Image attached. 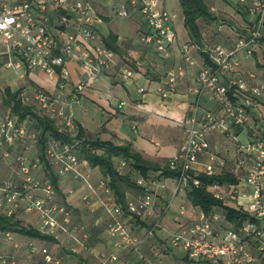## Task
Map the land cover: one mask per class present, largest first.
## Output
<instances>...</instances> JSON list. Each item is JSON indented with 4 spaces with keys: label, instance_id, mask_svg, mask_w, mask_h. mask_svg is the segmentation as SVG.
<instances>
[{
    "label": "built area",
    "instance_id": "2783aa9c",
    "mask_svg": "<svg viewBox=\"0 0 264 264\" xmlns=\"http://www.w3.org/2000/svg\"><path fill=\"white\" fill-rule=\"evenodd\" d=\"M209 2L216 0H208ZM236 6L253 20V26L239 37L233 49L224 44L202 48L193 43L179 47L184 64L166 74L165 85L156 90L166 98L175 88L179 76L185 75L187 66L194 64L192 48L205 53L209 58L196 76L197 98L193 115L181 122V139L178 153L169 159V166L177 172L175 177L182 190L204 187L223 205L239 204L247 198V206L237 205L238 211L248 214L236 227L227 217L224 209L214 208L206 213L201 208L196 212L194 222L182 226L171 239V247L181 249L189 264H261L264 263V81L249 83L238 70L241 65L239 52L253 56L257 47L264 54V0H233ZM211 11L218 14V7L211 4ZM119 16L129 17L139 12L147 25L141 38L153 44L162 59L171 57L170 47L178 42L176 15L163 0H124L117 7ZM104 19L90 0H0V60L15 71L40 68L49 76H56L60 88L69 81L68 60H75L84 69L87 79L77 85L72 97L79 100L82 92L98 83L101 76L111 68L119 67L123 78L129 79L135 71L130 63L120 60L118 54L106 45L100 30ZM236 30L235 28L233 31ZM140 92L149 90L141 86ZM203 95L215 101L218 111L200 112ZM18 99L25 105L38 108L43 114L54 118L56 123L73 136L79 133L71 99L51 95L42 87L28 94L20 91ZM31 119L20 121L15 114L0 115V168L9 166L12 176L0 179V214L9 217L39 213V231L55 241L70 240V253L80 256L91 247L84 234L85 228L73 224L74 210L59 196L41 156L44 155L59 178L74 174L88 190L84 195L87 210L97 214L99 207L106 210L108 219L96 218L94 224L105 225L115 241V249L107 255H94L79 264H116L119 253L135 251L140 253L143 244L153 238L155 226L146 229L142 235L133 232V224L144 219L153 209L156 193L155 180L149 175L137 174L135 180L143 187L141 194L129 199L126 208L118 202L109 188V181L101 179L100 195L92 183L90 174L84 171L89 166L86 159L77 153L79 140L63 143L48 136L46 146L41 150L39 133L31 126ZM227 134L234 142L232 168H226V160L210 143V133ZM247 135L243 142L241 136ZM40 147L36 157L30 155ZM206 154L207 163H201L200 156ZM119 169L125 171L128 162L121 160ZM204 174L212 178L229 174L234 181L212 180L204 184L199 177ZM74 191L70 190V193ZM97 198V200H96ZM15 232L0 230V264H66L52 254L38 259V248L30 244L28 252L21 253L23 244ZM8 247L13 249L8 252ZM43 262V263H42Z\"/></svg>",
    "mask_w": 264,
    "mask_h": 264
},
{
    "label": "crops",
    "instance_id": "0c3cea01",
    "mask_svg": "<svg viewBox=\"0 0 264 264\" xmlns=\"http://www.w3.org/2000/svg\"><path fill=\"white\" fill-rule=\"evenodd\" d=\"M104 19L100 33L102 38L115 47L121 62L126 61L133 67L135 74L129 79L122 77L119 67L111 68L105 72L98 83L87 87L80 95L79 100H74L72 95L81 80L87 79L84 69L75 60L67 62L69 69V81L66 88L61 89L56 76H49L40 68L23 70L18 72L4 65L0 60V115L11 116L9 106L6 104V92L18 93L26 90L28 94L38 87H42L51 95H60L64 99H71L69 108L74 113L75 120L84 131L86 138L100 139L106 142H115L119 145L131 143L133 148L141 152L151 163L164 166L170 158L178 153L181 139V122L186 117L193 115L197 98L196 76L200 71L205 56L193 46V65L187 66L185 75L178 78L175 88L164 98L157 90L159 85H165L166 74L171 69H177L183 65V59L179 47L185 43H193L200 47H207L214 43H222L228 49H233L238 34L233 33L226 22L236 21L240 27L247 28L251 22L248 14L240 10L233 3L229 5L224 0H216L218 7L216 22L199 20L201 27V42L189 35L184 22L183 35H179L178 42L170 47L172 55L168 59H162L155 51L153 44H147L141 38L147 31V25L139 12H132L129 17L130 28L120 29L112 24L115 17L119 16L117 7L124 0H90ZM167 6V0H163ZM236 7V8H235ZM176 15L175 22L179 16ZM121 17V16H119ZM123 17V16H122ZM223 24V25H222ZM177 30V22H176ZM113 34L117 40H113ZM241 65L238 70L251 84L264 81V54L261 47H257L253 56H247L239 52ZM132 63V64H131ZM141 86H148L149 90L140 92ZM35 111L42 113L38 108ZM218 111L219 106L209 95H203L200 104V112L206 110ZM128 127L129 130H124ZM209 143L213 151H216L226 160V168L233 166L234 142L227 134L217 132L210 133ZM40 147H35L30 155L36 157ZM201 163H207L206 154L200 156ZM6 171H11L9 166H4ZM90 174L92 183L97 187L100 195L104 196L99 187L100 180L105 176L99 168L90 166L84 168ZM161 172H151L155 180L154 192L156 193L153 209L149 215L142 219V224H133V232L142 235L146 229L154 228L153 238H149L141 252L122 251L116 264H189L185 253L181 249L171 247V239L182 226L194 222L195 214L199 210L194 206L188 196V192L182 190L176 178H165ZM59 196L74 210L73 224L85 228L82 233L86 236L90 249L83 255L77 256L69 251L70 240L51 242L37 238L26 237L15 232V237L23 244L21 253L28 252L30 244L38 248V259L43 261L45 255L52 254L60 257L66 264H79L81 260L93 259L94 255H107L114 251L115 241L109 236L103 224H94L96 218L108 219L105 209L99 207L97 214L90 213L83 200L88 188L74 174L59 179ZM70 190L74 191L70 193ZM129 198L135 197L134 193H128ZM97 200V198H96ZM23 223L39 230V213L32 211L23 214ZM8 252L13 249L8 247ZM170 252V257L165 252ZM160 253V254H158ZM43 263V262H42Z\"/></svg>",
    "mask_w": 264,
    "mask_h": 264
},
{
    "label": "trees",
    "instance_id": "16d2710c",
    "mask_svg": "<svg viewBox=\"0 0 264 264\" xmlns=\"http://www.w3.org/2000/svg\"><path fill=\"white\" fill-rule=\"evenodd\" d=\"M224 1L229 5H232L231 3H233V0ZM179 2L183 10L185 27L189 35L192 36L196 41L201 42L203 36L201 35L199 20L216 22V14L212 13L210 7L211 4H215V1L209 2L208 0H179ZM235 22L236 21L234 20L232 23H229V26L227 27H229L231 31L236 34H238V32L248 31L249 28H251L254 24L253 20L251 19V22L248 23V27L243 28ZM234 28L236 30L233 31ZM110 37L114 41L117 40L113 34H111ZM215 44L217 43L208 46H213ZM106 45L115 51L116 48L113 47L110 42L106 41ZM202 54L205 56L206 63H209L210 61L208 56L203 52ZM18 94L19 92L12 93L11 91H7L6 104L9 106L10 113L17 115L20 121H25V119L28 118L31 119L32 125H34L33 127L39 133L41 150L45 148L47 141L46 138L48 136L56 138L63 143H73L74 140H79L80 144L77 147V153H79L80 158L86 159L90 167L94 169L99 168L101 170L102 174L105 176L104 178L109 181V188L111 189L112 193L117 196L118 202L123 208L127 209V201L139 196L143 191V187L139 186L137 184V180H135L137 174L146 178L151 172L157 171L161 172L160 175L165 178H175L177 176V172L170 168L168 164L169 160L164 166L151 163L141 152L136 151L131 143L119 145L112 141L106 142L100 139H88L85 137L84 131L80 125L79 133L76 136H73L69 131L67 132L61 126H59L54 118L52 119L48 115L36 112L32 106L26 104L24 105L18 99ZM41 158L45 163L48 173L52 175V180L53 183H55V187L59 189V176L55 174L46 157L42 155ZM121 160L128 162L129 167L125 171H121L119 169L118 165ZM199 177L204 184L212 182V180H217L219 182H225L226 180L234 181V177L229 174L216 175L212 176V178L207 177L204 174H200ZM128 193H134L136 196L129 198ZM188 196L194 206L201 208L206 213H210L214 208L224 209L227 213L229 221L236 227L241 223L242 220L248 218L247 213L243 211L240 212L229 205H223L222 202L217 200L204 187L192 186L188 190ZM22 216V213L14 215V217L0 214V230L17 232L28 238L32 237L57 243L55 239L48 235L42 234L37 228L24 225ZM137 222L139 224L143 223L140 219H138ZM261 264L264 263L262 262Z\"/></svg>",
    "mask_w": 264,
    "mask_h": 264
},
{
    "label": "rangeland",
    "instance_id": "374dc122",
    "mask_svg": "<svg viewBox=\"0 0 264 264\" xmlns=\"http://www.w3.org/2000/svg\"><path fill=\"white\" fill-rule=\"evenodd\" d=\"M167 8H169V10L171 12H176V13L179 14V16H178V18L176 20V22H177V31H178L179 35H183V33H184V28H183L184 25L181 22V18L183 16V10H182V8L180 6L179 0H167ZM128 23H129V20L126 17H122V16L121 17H119V16L115 17L114 20H113V22H112V24H115L116 26H118L120 29H123V30H128L130 28V25ZM225 24L227 26H229L228 25L229 24L228 22H226ZM31 126L33 127L34 125H32V123H31ZM127 129L129 130L128 127H125L124 128V130H127ZM241 139H242L243 142H246L247 141V135L246 134H243L241 136ZM11 176H12L11 171L10 172L9 171H6V169H4V165H3L0 168V179L9 178ZM248 203H249V200L247 198H241L239 200V204L240 205L242 204L244 206H247ZM239 204L236 203V204H231V205H232V207L235 208ZM158 254H160V253H158ZM170 254L171 253L168 252V251L165 252V255H167L169 257H170Z\"/></svg>",
    "mask_w": 264,
    "mask_h": 264
}]
</instances>
